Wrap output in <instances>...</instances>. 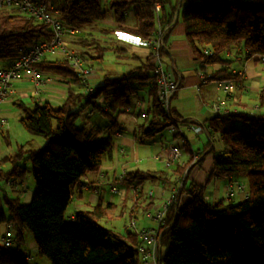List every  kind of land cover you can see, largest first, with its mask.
<instances>
[{
	"label": "trees",
	"instance_id": "1",
	"mask_svg": "<svg viewBox=\"0 0 264 264\" xmlns=\"http://www.w3.org/2000/svg\"><path fill=\"white\" fill-rule=\"evenodd\" d=\"M154 2L160 3L157 13ZM55 7L61 22L75 31L103 20L107 11H111L115 26L101 31L110 41L123 44L127 43L114 36L115 30L124 29L146 38L158 28H172L176 14L194 59L203 63L200 69L220 66L205 75L206 81L239 83L240 75L232 70L235 59L231 56L238 50L243 52L244 58L255 55L264 58V0H187L180 8L172 0H59ZM131 8H136L135 22L127 27L125 15ZM50 37L51 32L43 23L0 6V65L12 60L19 47ZM77 43L81 50L76 54L89 67L102 64L108 52L117 57L122 55L119 53L127 55L122 47L101 43L92 32L79 37ZM205 48L210 53H204ZM152 58L149 52L139 65L128 71L117 76L103 75L101 81L86 92L68 57L45 56L35 64L42 74L67 79V87L58 105L31 98L14 102L24 130L45 140L40 148L26 149L20 145L14 152L0 157V165L8 162L10 166L0 173V180L23 182L27 172L24 162H29L34 181L31 199L26 204L8 192L10 188L0 185L2 204L6 208V213L0 209V226L10 225L17 248L24 244L28 231L37 255L45 257L49 264L140 263L137 254L132 252L141 242L134 231L126 227L117 231L100 224L102 219L113 216L115 205L99 201L75 211L71 219H65L64 212L71 201L73 187L86 173L99 170L103 158L112 155L113 140L103 137V132L116 127L118 112L129 106L138 87L149 86L151 103L142 123L132 134L134 142H149L168 126V114L151 83ZM85 108L105 117L106 127L77 125L76 119ZM234 121L245 126L228 125ZM206 125L209 134L220 133L223 145L222 153L213 156L209 177H245L248 188L242 201L223 207L222 201H206L201 191L191 194L196 184L188 178L192 152L185 141L182 147L188 159L172 166L169 173L129 170L123 174L122 181L127 190L137 194L134 207L140 208L137 202L146 184L166 181L172 175L182 179L188 196L172 204L165 214L158 240L160 264H264V114H218ZM173 136L179 134L176 132ZM2 137L7 140V134ZM204 157L202 153L193 163L201 165ZM150 197L148 193L147 199ZM153 204L150 200L142 206V211ZM131 216H135L134 213ZM0 264L27 262L0 240Z\"/></svg>",
	"mask_w": 264,
	"mask_h": 264
},
{
	"label": "crops",
	"instance_id": "2",
	"mask_svg": "<svg viewBox=\"0 0 264 264\" xmlns=\"http://www.w3.org/2000/svg\"><path fill=\"white\" fill-rule=\"evenodd\" d=\"M172 1L180 8L187 0ZM103 2H107V0H103ZM135 11L136 8H131L126 13L125 25L127 27L134 25ZM109 13L112 15L111 11H109ZM105 18L101 21L93 22L90 25L98 24L99 40H101V43L122 47L126 51L127 55L119 53L122 55L117 57L114 53L108 52L104 57L106 60L105 63L94 64L92 66L89 77L90 86L98 84L103 75L117 76L139 65V63L144 60L149 53V50L142 46H133L117 41H110L101 29L112 28L115 26L113 15L110 19L111 23L109 25L102 23ZM86 28L87 26L79 29L78 31H83V33L90 32L86 30ZM121 30L125 31L124 29ZM78 31H75L74 29L72 34L65 36V40L71 49L75 44V46H78L79 49L81 48L75 39L80 33ZM161 55L164 65L168 68L171 67L173 73L179 79L178 88L169 101L170 112L176 118L196 119L204 126L203 131L195 134V136L194 133L187 130V128L184 129V139L189 148L192 147V149H194L191 141L198 140L199 142L197 143L196 148H199L202 153L205 154L201 165L198 166L195 165L196 163H190V166L188 167L189 180L196 184L199 192L201 191L203 194L204 199L210 203L222 201V206L226 207L225 203H228L229 205L242 201L245 196L241 191H236L229 200L225 199L224 195L228 184H232L234 182L243 184V181L241 180L243 177L223 179L222 184L215 181L210 186L213 187L214 191H209V193L205 192L207 185H209L212 180V177H209V174L212 171L213 156L221 154L223 151L220 133L217 132L209 134L206 124L210 118L218 115L211 107V104L213 103L220 104L227 113L231 114H264V60H261L256 55L244 58L243 52H240V50L231 53L232 58L235 59L232 64V70L240 75V82L239 85L233 87L229 95H226L223 90V81H206L204 78L211 70L220 68V66L217 64L207 67L205 70L200 69L199 62L194 59L191 49L184 37L183 25L180 23L176 14H174L172 28H169L164 37V45ZM112 59L121 61L115 62V64H112L113 66H109V63L107 62L111 63ZM52 78L53 80L51 82H47L41 86L38 97L31 99H34L37 102L47 101L53 105L60 104L65 96L67 79L56 76H52ZM31 85L32 83L27 80L13 81V93L5 102L0 104L1 117L6 119L4 113L10 110V105H14L15 100L21 99V96L24 98L27 97ZM148 89V85L138 87L136 93L129 101V106L118 112L116 116V127L107 128L103 132V137L109 136L113 140L112 155L109 158H103L99 170L96 172L86 173L80 179V182L73 187L71 192V201L68 208H66L64 212L65 219H70L74 215L75 211L87 209L99 201L103 204L111 203L115 205V212L113 216L103 219L108 224L111 223L114 218L119 221V215L122 216L125 210L128 211L127 214L129 217L134 218L140 210L142 211V206L147 204L150 200H152L154 204L150 209H147V211L154 210L171 194L174 189L178 188L182 179L180 177L175 178L173 175L168 177L169 179L166 181H161L151 185L146 184L144 187V194L137 202L140 208H135L134 204L137 200V194H133L130 189L127 190L123 181H118V176L120 174L135 169L149 170L152 172L163 171L169 173L173 169L174 165H178L188 159V155L182 147L184 139L180 136V134L178 137H174L173 134H170L171 136L167 134V139L161 137L157 142H155V147L149 148V150L144 145L146 143L137 144L134 142L132 134L136 126L142 123L143 117L147 114L150 107L151 99L148 95ZM76 124L84 127L89 125L106 127L108 121L103 116L101 118V115L95 111L85 108L80 112L78 118L76 119ZM228 125L240 128L245 126V124L240 121H234L230 124L228 123ZM114 133H118V135L114 136ZM192 133L193 135H191ZM5 134L9 137L8 131ZM187 140L189 144L191 143V146L188 144ZM44 143L45 140H36V142H34V147L31 149L40 148ZM168 144H172L182 151L180 160L177 163L171 164L170 167H166L161 160L155 158V155L160 151L161 146ZM22 146L26 149H30L25 145ZM8 152L7 148L4 149L0 152V157L8 155ZM1 172L4 171L0 169V173ZM99 172H102L103 174V181L100 184H96L95 179L97 178V174ZM1 181L2 180H0V182ZM111 184L117 185L119 189L118 193L111 192ZM32 185H34V182ZM28 186V181L24 179L23 182H15V188H11L8 192L12 195H17L21 202L26 204L31 199L34 189V187L31 188ZM151 190L152 195L150 200H148L147 195ZM220 192L221 197L218 195ZM1 196L2 194L0 193V209L5 212L6 210L2 209L3 204ZM211 196L215 198V201H211ZM236 197L237 199L235 200L234 198ZM68 211L70 213H67ZM132 213H134L135 216H131ZM145 213L146 211H142L143 217H146ZM5 225L6 224L2 225L0 235L3 234ZM155 225V222L150 220L147 222L146 227H154ZM29 248H31L34 252L33 254H31ZM36 250L37 248L31 236L27 235H25L24 244L16 249L22 257L24 255H30L31 264H43L42 259L37 255Z\"/></svg>",
	"mask_w": 264,
	"mask_h": 264
},
{
	"label": "built area",
	"instance_id": "3",
	"mask_svg": "<svg viewBox=\"0 0 264 264\" xmlns=\"http://www.w3.org/2000/svg\"><path fill=\"white\" fill-rule=\"evenodd\" d=\"M0 6L14 9L26 17L34 18L38 22L43 23L51 32L50 39L30 46L19 47L12 60L7 64L0 65V104L5 102L13 93V81L15 80H27L32 83L33 90L30 98L38 97L41 86L53 80L51 75L42 74L35 67L38 61L48 55L68 57L72 67L78 71V77L84 85V91L90 90L89 77L92 67L84 64L80 57L70 49L65 40V36L72 34L74 29L61 22L58 17L57 9L51 0H0ZM153 7L157 13L160 10V3L154 2ZM168 30L169 27L166 29L158 28L153 35L145 38L118 29L114 31V36L119 41L133 46H142L149 50L153 57V79L151 83L156 87L159 102L167 112L170 120L165 130L169 134L177 132L184 138V129L187 128V130H190L194 134H198L203 131L204 126L200 121L193 118H174L169 112V101L178 88L179 79L173 73L172 68L166 67L162 60L161 53L164 45V37ZM203 52L208 54L210 50L205 48ZM260 59L263 60L262 57H260ZM202 64V62H199V65ZM223 82V90L226 95L230 94L233 87L239 85V83L233 80ZM211 107L217 114L227 113L218 103L211 104ZM249 114L253 115L252 113ZM7 129V120L0 116V132L4 133ZM117 135L118 133H114V136ZM189 145L191 146V143ZM190 149L192 152V162H195L200 158L202 151L199 148L192 149L191 147ZM181 155L182 151L178 147L168 144L161 146L155 158L161 160L166 167H170L171 164L177 163L180 160ZM124 173L125 172L118 176L119 182L122 181ZM97 175L95 183L100 184L103 181V174L99 172ZM4 187L15 188V182L5 179ZM110 190L113 193L119 192L116 184H111ZM236 191H241L244 196L247 195L245 186L242 183L235 182L234 184H228L226 187L225 199H231ZM149 194L152 195V190L149 191ZM191 194H199V189L197 187L193 188ZM187 196L188 193L183 190L180 183L178 188L174 189L158 207L154 210L146 211V217L155 222L156 225L154 227L138 226L134 218L128 220L125 227L134 231L141 241L139 245L132 248V252L137 254L141 264H160L158 240L163 231L161 227L164 224L165 214L172 204L179 203L181 200H186ZM71 218H73V216ZM0 240L7 249L14 252L16 251L17 246L14 242V235L9 224L5 225V230L0 236ZM23 258L27 262L31 259V256L24 255Z\"/></svg>",
	"mask_w": 264,
	"mask_h": 264
},
{
	"label": "rangeland",
	"instance_id": "4",
	"mask_svg": "<svg viewBox=\"0 0 264 264\" xmlns=\"http://www.w3.org/2000/svg\"><path fill=\"white\" fill-rule=\"evenodd\" d=\"M51 2L53 3L54 6H57L58 3H59V0H51ZM106 8V7H105ZM112 18V15L111 13H109V11H107V14H106V18L105 20L102 22L104 23L105 25H109L111 23L110 19ZM88 28V29H87ZM86 30L90 31L93 33V37L98 39L99 38V33H96L97 29L99 28L98 27V24H94V25H90V26H87ZM80 32L78 34V36L75 38L76 40L81 36V37H84L87 35V33H83V31H78ZM76 45V44H75ZM73 46L72 49L73 51L76 53V52H79L81 49H79L78 46ZM70 47V46H69ZM71 49V48H70ZM71 49V50H72ZM50 56V55H48ZM53 57H56V55H52ZM10 60H7V61H4V64H7ZM106 60H104L103 63H105ZM121 60H113L112 59V62H107L109 63V66H113L112 64H115V62H120ZM33 90V87L32 85L30 86L29 88V93L27 94V97L24 98L21 96V99L24 100V101H27L30 99V96H31V92ZM4 115L6 116V120L8 122V133H9V137L7 136V140H4L3 137H2V134H5L6 132L4 133H1L0 132V152H2L4 149H8V153H12L15 151V149L20 146V145H25L27 148H33L34 147V142H36V140H44L43 138L41 137H38V136H34V135H31L30 133L26 132L24 130V128L22 127L20 121H19V118H20V111L19 109L16 107V105H13L11 104L10 105V110L9 111H6V113H4ZM102 118V116H101ZM105 120V119H104ZM105 123V121H104ZM167 131L164 130L162 132H160L159 134H157L155 136V138L152 140V141H149V142H146V144H144L146 146V148H154V144L155 142H157L161 137H164L167 139ZM170 135V134H169ZM193 135V133L191 134ZM171 136V135H170ZM195 136V134H194ZM184 139V138H183ZM185 141V140H183ZM199 141H191L192 143V146L194 148H196V145ZM154 152V151H153ZM152 152V153H153ZM24 165L26 166L27 168V172L25 174V180L28 181V184L29 186L28 187H31L33 188L34 185H32V183L34 182L32 180V177H31V174H30V164L29 162H24ZM9 164L8 162H4L0 165V169L2 171H6L9 169ZM241 180L243 181V184L245 186V189L247 190L248 186H247V180L245 179V177L241 178ZM215 181H218L219 183L222 184L223 182V179H220V178H212V180L210 181L209 185H207L206 189H205V192L209 193V191H214L213 187H210L211 184H213ZM0 185H2L4 187V180H2L0 182ZM210 188V189H209ZM11 189V188H10ZM9 190V189H7ZM219 197H221V192L218 193ZM215 198H213L211 196V201H213ZM235 200L237 199L234 198ZM215 201V200H214ZM228 203H225V206H227ZM68 208V207H67ZM3 210H6L4 205L2 207ZM69 210V209H68ZM125 210V209H124ZM70 211V210H69ZM67 212V213H70V212ZM115 212V211H114ZM128 211H124V214H122V216L119 215L120 218L119 221L114 218L111 223H106L103 219L100 221V224L103 225L104 227H107V228H112L114 230H117V231H122L124 230V226H126V221L128 222V220L130 219L129 215L127 214ZM6 213V211H5ZM124 215V216H123ZM135 218V221H136V224L138 226H141V227H146L147 225V222L150 221L148 218L146 217H143L142 216V211L140 210L136 217ZM124 223V224H123ZM0 230H2V226L0 227ZM26 235L27 236H30V232H26ZM29 251L31 252V254H33L34 252L31 250V248H29ZM162 251H165V248H162ZM42 259V263L43 264H49L48 260L45 258V257H41ZM27 264H31L30 260L27 261ZM141 264V263H139Z\"/></svg>",
	"mask_w": 264,
	"mask_h": 264
},
{
	"label": "bare ground",
	"instance_id": "5",
	"mask_svg": "<svg viewBox=\"0 0 264 264\" xmlns=\"http://www.w3.org/2000/svg\"><path fill=\"white\" fill-rule=\"evenodd\" d=\"M259 58H260V56H258ZM263 58V57H262ZM263 60H264V58H263ZM235 183V182H234ZM234 183H232V184H234ZM139 245V244H138Z\"/></svg>",
	"mask_w": 264,
	"mask_h": 264
}]
</instances>
